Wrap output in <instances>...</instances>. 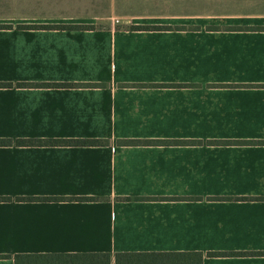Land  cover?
I'll use <instances>...</instances> for the list:
<instances>
[{"label": "crops", "instance_id": "0c3cea01", "mask_svg": "<svg viewBox=\"0 0 264 264\" xmlns=\"http://www.w3.org/2000/svg\"><path fill=\"white\" fill-rule=\"evenodd\" d=\"M0 141V264H264V0H0Z\"/></svg>", "mask_w": 264, "mask_h": 264}, {"label": "trees", "instance_id": "16d2710c", "mask_svg": "<svg viewBox=\"0 0 264 264\" xmlns=\"http://www.w3.org/2000/svg\"><path fill=\"white\" fill-rule=\"evenodd\" d=\"M78 28V27H76ZM131 30L158 29L157 27L132 26ZM7 145L10 142L0 141ZM18 146L26 145H60V146H97L102 142L98 140H58V141H16ZM34 200V199H29ZM41 200V199H37ZM67 200L88 201L93 198H71ZM244 253H207L206 256H235ZM6 257V256H4ZM204 254L200 252L187 253H157V254H135L116 253L113 257L114 264H202ZM13 264H69V263H93L110 264L112 258L107 253L91 254H18L13 256Z\"/></svg>", "mask_w": 264, "mask_h": 264}]
</instances>
